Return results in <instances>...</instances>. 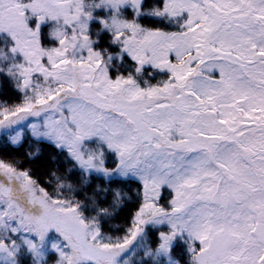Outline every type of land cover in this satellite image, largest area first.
<instances>
[{"label": "snow or ice", "instance_id": "obj_1", "mask_svg": "<svg viewBox=\"0 0 264 264\" xmlns=\"http://www.w3.org/2000/svg\"><path fill=\"white\" fill-rule=\"evenodd\" d=\"M0 264H264V0H0Z\"/></svg>", "mask_w": 264, "mask_h": 264}]
</instances>
